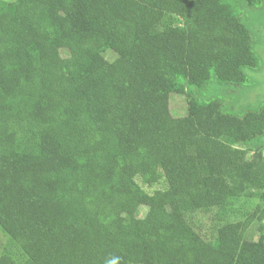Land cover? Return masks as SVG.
I'll use <instances>...</instances> for the list:
<instances>
[{
    "label": "trees",
    "instance_id": "16d2710c",
    "mask_svg": "<svg viewBox=\"0 0 264 264\" xmlns=\"http://www.w3.org/2000/svg\"><path fill=\"white\" fill-rule=\"evenodd\" d=\"M263 147L264 0H0V227L21 262L264 264L263 205L210 238L188 219L264 201Z\"/></svg>",
    "mask_w": 264,
    "mask_h": 264
},
{
    "label": "rangeland",
    "instance_id": "374dc122",
    "mask_svg": "<svg viewBox=\"0 0 264 264\" xmlns=\"http://www.w3.org/2000/svg\"><path fill=\"white\" fill-rule=\"evenodd\" d=\"M101 52L106 58L110 60L115 58V54L108 46L103 47L101 49ZM188 102V96L172 93V113L176 116L186 115L188 113ZM241 146L243 148H246L245 145ZM156 187H162V185H157ZM256 192L259 191L251 190L246 194L231 197L228 199L226 204L222 206L206 208L198 212H190L188 213V219L202 236L210 238L214 235L215 230L219 226L232 221L243 220L256 208L257 205L260 204L264 206V201L259 196V193L257 195L254 194ZM146 210V207L143 208V213H145ZM255 231L256 230L253 226L249 229L248 233L250 235H253L255 239H258L259 233ZM5 248H8V250H12V252L8 255V264H25L21 262L22 255L17 252L15 246H11L9 237L0 227V256L2 255Z\"/></svg>",
    "mask_w": 264,
    "mask_h": 264
}]
</instances>
